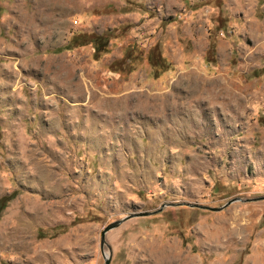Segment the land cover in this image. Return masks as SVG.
Segmentation results:
<instances>
[{"label":"rangeland","instance_id":"374dc122","mask_svg":"<svg viewBox=\"0 0 264 264\" xmlns=\"http://www.w3.org/2000/svg\"><path fill=\"white\" fill-rule=\"evenodd\" d=\"M11 192L0 264H264V0H0Z\"/></svg>","mask_w":264,"mask_h":264},{"label":"water","instance_id":"95a60500","mask_svg":"<svg viewBox=\"0 0 264 264\" xmlns=\"http://www.w3.org/2000/svg\"><path fill=\"white\" fill-rule=\"evenodd\" d=\"M234 200H236V198L229 199L223 205H221V206H219L217 208H207V207H202V206L201 207L203 209H207V210H210V211H217V210L221 209L222 207H225L226 205L230 204ZM148 213H152V212H144V213H141L140 215H132V216H129V217H123L121 219L109 222L108 224L105 225V227L103 228V230L99 234V250H100V253L102 255L103 264H109V260H110L109 255L103 251L105 233L107 231L117 227L118 224L120 222H122L123 220L129 219L131 217H140L141 215H147Z\"/></svg>","mask_w":264,"mask_h":264},{"label":"trees","instance_id":"16d2710c","mask_svg":"<svg viewBox=\"0 0 264 264\" xmlns=\"http://www.w3.org/2000/svg\"><path fill=\"white\" fill-rule=\"evenodd\" d=\"M15 197V193H9L7 195H3L2 197H0V211L5 207L6 203L10 200L13 199ZM67 226H63V225H58L52 232L51 236L57 235V234H61L66 230Z\"/></svg>","mask_w":264,"mask_h":264}]
</instances>
